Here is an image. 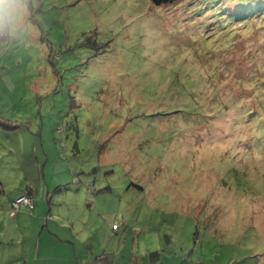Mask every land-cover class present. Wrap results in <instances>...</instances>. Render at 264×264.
Masks as SVG:
<instances>
[{
  "label": "rangeland",
  "instance_id": "1",
  "mask_svg": "<svg viewBox=\"0 0 264 264\" xmlns=\"http://www.w3.org/2000/svg\"><path fill=\"white\" fill-rule=\"evenodd\" d=\"M25 4L0 23V260L55 222L80 264H264V0Z\"/></svg>",
  "mask_w": 264,
  "mask_h": 264
},
{
  "label": "crops",
  "instance_id": "2",
  "mask_svg": "<svg viewBox=\"0 0 264 264\" xmlns=\"http://www.w3.org/2000/svg\"><path fill=\"white\" fill-rule=\"evenodd\" d=\"M35 224L38 225L36 232L34 230V233L29 234L28 237L27 246L29 254L24 253L22 250H20V254H11L10 252L2 254L4 258L3 260H0V264H48L47 261H50V264H80V261L77 259V255L75 253V247L68 238L63 236L61 233L62 228L60 226L51 223L52 226H50V231H47L40 230V223L36 222ZM39 230L40 235H36ZM43 232L47 233L43 234L46 238L50 237V256L46 255L45 257L40 258L38 254L40 246H43L42 248H44V250L46 248L45 244H41L40 242V237ZM16 242V246L19 245V242ZM6 245L11 246L9 242H4L0 239V248L1 246ZM98 259L104 261L108 258L101 256L98 257ZM114 262L115 260H112L110 264H114Z\"/></svg>",
  "mask_w": 264,
  "mask_h": 264
},
{
  "label": "trees",
  "instance_id": "3",
  "mask_svg": "<svg viewBox=\"0 0 264 264\" xmlns=\"http://www.w3.org/2000/svg\"><path fill=\"white\" fill-rule=\"evenodd\" d=\"M148 1H149L150 3H152L153 5H155V6H163V5H171V4L176 3V2H178V1H180V0H148ZM7 38H8V35H6L5 37H4V36H2V37L0 36V40H4V39H7ZM263 112H264V106H263ZM260 120H261V119H260ZM8 123H9V122H8ZM9 124H11V123H9ZM0 126H2L1 122H0ZM17 127H18L17 125H14V124L12 123V125H10L9 128L14 129V128H17ZM37 174H38V171H36V175H37ZM30 180H31V177L28 179V181H30ZM27 184H28V186L31 185V183H27ZM27 192H34V191H33V189H29L28 187H26V189H25V191H24L23 194L18 195L13 201H11V202L9 203V209H11L10 217H14V216H16L17 213H18V210H19L21 207H24L26 210L28 209V208L25 207V206H18L17 208H15V207L13 206L15 200H16L18 197H21V196L31 200V202H32V207H31L30 209H28L27 211H29V212L33 211V208L35 207V204H34V201H33V196H32L33 193L28 194ZM51 223L56 224L55 222H50V226H52ZM56 225H57V224H56ZM58 226H59V225H58ZM44 228H45V229H44ZM46 229H47V228L44 226L42 230H46Z\"/></svg>",
  "mask_w": 264,
  "mask_h": 264
},
{
  "label": "clouds",
  "instance_id": "4",
  "mask_svg": "<svg viewBox=\"0 0 264 264\" xmlns=\"http://www.w3.org/2000/svg\"><path fill=\"white\" fill-rule=\"evenodd\" d=\"M25 9V0H0V23L15 19Z\"/></svg>",
  "mask_w": 264,
  "mask_h": 264
},
{
  "label": "built area",
  "instance_id": "5",
  "mask_svg": "<svg viewBox=\"0 0 264 264\" xmlns=\"http://www.w3.org/2000/svg\"><path fill=\"white\" fill-rule=\"evenodd\" d=\"M13 206H14L15 208H17L18 206H25V207H27L28 209H30V208L32 207V202H31L30 199H27V198L21 196V197H18V198L15 200Z\"/></svg>",
  "mask_w": 264,
  "mask_h": 264
}]
</instances>
